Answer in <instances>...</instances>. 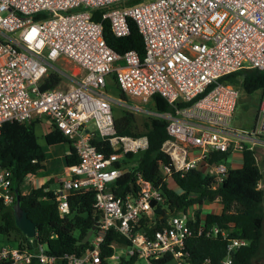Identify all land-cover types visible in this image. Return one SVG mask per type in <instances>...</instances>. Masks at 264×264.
Listing matches in <instances>:
<instances>
[{
	"label": "built area",
	"instance_id": "2783aa9c",
	"mask_svg": "<svg viewBox=\"0 0 264 264\" xmlns=\"http://www.w3.org/2000/svg\"><path fill=\"white\" fill-rule=\"evenodd\" d=\"M126 1L0 0V125L38 118L46 120L48 130L62 133L79 162L67 166L66 178L52 189L58 212L69 213V192L78 189H92L94 207L101 211L97 231L81 255L50 257L46 245L32 237L0 246V264H98L100 245L110 229L129 241L111 245L126 248V261L153 264L170 257L189 264L185 242L192 234L188 221L194 220V211L169 216L165 227L149 236L140 230V221L149 218L155 224L158 206L165 201L160 186L134 170L133 190L124 196L115 193L122 167L134 168L125 164L127 153L145 150L147 138L117 134L114 107L166 121L169 138L162 150L170 163L160 171L173 189V175L193 170L212 177L214 187L222 183L229 167L216 161L215 153L230 156L256 151V146L264 149V101L258 128L233 129L239 89L224 79L242 70H264V0H143L123 6ZM96 10L103 12L101 21L91 18ZM127 18L142 35L143 58L134 50L119 54L104 39L103 20L122 38L129 34ZM64 60L78 73H67ZM49 72L57 74L60 83L42 90ZM109 76L125 99L109 92ZM63 80L66 85L60 87ZM154 95L170 110L150 105ZM90 121L94 130L87 125ZM94 139L112 151L105 153V144L98 147ZM11 178L10 170L0 169V201L7 206L16 201ZM198 233L226 236L217 226L199 228ZM246 244L230 240L222 264H231L232 253ZM110 258L122 257L113 251Z\"/></svg>",
	"mask_w": 264,
	"mask_h": 264
},
{
	"label": "trees",
	"instance_id": "16d2710c",
	"mask_svg": "<svg viewBox=\"0 0 264 264\" xmlns=\"http://www.w3.org/2000/svg\"><path fill=\"white\" fill-rule=\"evenodd\" d=\"M143 0H127L122 5L131 6ZM102 11L92 12L94 21H101ZM46 15L40 14L39 17ZM103 36L107 45L119 54L134 50L143 58L145 53L144 41L138 31L136 22L127 18L129 34L119 38L114 36L108 19L102 21ZM232 85L241 89L245 94L260 91L264 94V70L249 69L232 73L224 78ZM108 89L115 91V96L125 99L114 83V77L109 76ZM60 82L57 74L49 72L41 89H51ZM150 105L158 111H168L170 106L159 95H154ZM114 123L117 134L133 137L146 136L147 148L138 153V159L132 166H123V174L117 180L115 193L124 196L134 187L133 172L137 170L146 180L154 186H160L165 197L156 216L155 224L149 218L140 221V230L151 236L155 231L166 225L169 216L181 211L187 212L192 206L219 204V213L208 212L204 222L200 220L199 212H195L194 220L188 224L192 230L186 239L185 248L188 252L189 264H222L227 256V244L232 239L247 241L232 253L231 264H253L254 259L264 247V189L259 187L263 177L261 168L255 158L254 150L241 152L242 163L240 167L230 168L222 183L214 187V180L200 171H191L184 176L173 175V181L179 191L170 188L162 179L161 165H169L170 160L162 150L163 143L169 138L166 132V121L159 118L137 116L120 107L113 108ZM40 120L33 119L29 122H4L0 125V169H8L12 173V189L17 192L20 207L26 211L28 217L35 223L36 235L34 239L46 245L45 252L54 258L66 254L81 255L88 247L90 239L84 242L89 231L101 219V211L94 207V191L92 189L72 190L68 195L69 213L60 215L53 190L50 189L51 180L42 186L33 189L30 193H22L21 184L30 175H36L44 168L46 155L39 145L35 134V125ZM48 145L67 142L69 153L65 155V165L79 162L74 148L62 133L53 129L44 135ZM98 147L103 142L92 141ZM105 153L112 149L105 144ZM135 154L127 153V158ZM229 153H215L216 161H226ZM214 187V188H213ZM13 206H7L0 201V236H9L15 233L17 238L14 244H21L29 240L16 227ZM217 226L226 232V236L206 237L199 234V228L204 230ZM97 228L93 230L95 234ZM113 244L129 245V241L117 231L110 229L100 245V258L98 264H109L108 259L113 255ZM21 246V245H20ZM172 258L166 257L153 264H165ZM135 258L126 261L120 259L118 264H133ZM31 264H39L33 260ZM58 264H67L64 261Z\"/></svg>",
	"mask_w": 264,
	"mask_h": 264
},
{
	"label": "rangeland",
	"instance_id": "374dc122",
	"mask_svg": "<svg viewBox=\"0 0 264 264\" xmlns=\"http://www.w3.org/2000/svg\"><path fill=\"white\" fill-rule=\"evenodd\" d=\"M61 64L67 69V73H78V69L71 63L67 61H61ZM60 83V82H59ZM59 85V84H58ZM66 85V80L61 82L60 87H64ZM110 92V91H109ZM112 95H116L115 91L111 90L110 92ZM264 101V94H262L260 91H256L250 95L245 94L241 89H239V99L238 103L236 105L235 111L232 116L231 120V127L236 130H246L250 131L254 128H258L260 119L262 118V104ZM115 108V107H114ZM137 116V119L140 121L142 120V117H146L143 114H137L133 113ZM43 120V119H42ZM88 127L94 130L95 125L93 121H90L88 124ZM48 125L41 121L40 123H37L35 125V134L37 137V141L39 145L43 148L45 155H46V163L44 169L39 171L37 173V176L41 175H49L53 177L54 182H57V178H65L64 173V153L68 150V143L62 142L54 145H48L45 141L44 135L45 131H47ZM262 148L260 146H256V155L259 154V151ZM236 156H238V160L236 161L233 156L230 155L227 160L225 161L226 166H232L234 167H240L241 160H240V153H234ZM138 159V154H135L132 158H130L128 161L125 162L126 165L129 164H135V162ZM259 166L261 169H263L264 166V160L259 163ZM264 174V170H263ZM261 187H264V175L263 179L260 183ZM32 186L34 187V182L31 178H25L24 181L21 184V191L22 193H26L32 189ZM175 190H179L178 187L174 186ZM216 203H213L214 205ZM216 208H212L211 205H203L198 206L194 205L191 207V210L188 211L189 215H192L193 211L199 212L200 220L204 222L206 214L208 212L215 211ZM160 212V210H159ZM156 216V214L152 215ZM17 238L15 233H11L9 236H0V246H8L10 244H14V239ZM114 254L121 255L122 258L126 257V248L124 246H116L114 248ZM109 264H118L120 263L119 260L114 258H109L108 260ZM135 264H144L143 261L138 260ZM165 264H177L175 260H171ZM253 264H264V247L261 249L259 255L254 259Z\"/></svg>",
	"mask_w": 264,
	"mask_h": 264
},
{
	"label": "crops",
	"instance_id": "0c3cea01",
	"mask_svg": "<svg viewBox=\"0 0 264 264\" xmlns=\"http://www.w3.org/2000/svg\"><path fill=\"white\" fill-rule=\"evenodd\" d=\"M39 120H40V121H39L38 123H40L41 121H43V122H45L46 124H48V123L46 122V120H42V119H39ZM48 131H50V130H48V128H47V131H45V132L47 133ZM46 133H45V134H46ZM69 147H70V145L68 144V150L64 153L63 159L65 158V155L69 153V150H70ZM236 153H238V152H236ZM255 154H256V152H255ZM231 156H232V158H233V156H234L233 159H235L236 161L238 160V156H236L234 153H233ZM256 156H257V162H258V164H259L260 162H262V160H264V149L262 148V149L259 151V154L256 155ZM240 157H241V153H240ZM240 160H241V162H242V158H240ZM45 163H46V160H45V162H44V167H45ZM240 166H241V165H240ZM66 167H67V165H65V160H64V173H65V178H66V171H65V170H66ZM229 167H230V166H229ZM230 168H233V167L231 166ZM234 168H236V167H234ZM43 169H44V168H43ZM263 170H264V166H263V169H261V171H262V175H264V174H263ZM27 178H31V179H32V181L34 182V187L32 186V189H31L30 191L26 192V193H30L33 189L42 186L43 184L47 183V182L50 181V180H51L50 189H55L56 186L58 185V183L60 182V180H62L61 178H57V179H56L57 182H54L52 176H49V175H41V176H37V174H36V175H30V176H28ZM63 179H64V178H63ZM262 179H263V177H262ZM262 179H261V181H262ZM261 181H260V183H261ZM260 183H259V187L262 188L261 185H260ZM263 189H264V187H263ZM178 191H179V190H178ZM211 207H212V208H216V210L213 211V213H219V212L221 211V207H220L219 204H217V203L214 204V205L211 204ZM194 213H195V212H194Z\"/></svg>",
	"mask_w": 264,
	"mask_h": 264
},
{
	"label": "water",
	"instance_id": "95a60500",
	"mask_svg": "<svg viewBox=\"0 0 264 264\" xmlns=\"http://www.w3.org/2000/svg\"><path fill=\"white\" fill-rule=\"evenodd\" d=\"M262 130L264 131V122L262 124ZM16 194V201L13 205V215L16 227L21 231L23 235H25L27 238H32L36 235V226L35 223L28 217L26 211L21 209L20 207V200ZM96 225L92 228L91 231L88 232L86 238L84 239V242L88 241L90 236L92 235L93 230L95 229Z\"/></svg>",
	"mask_w": 264,
	"mask_h": 264
}]
</instances>
